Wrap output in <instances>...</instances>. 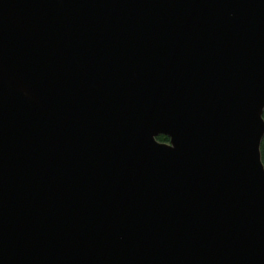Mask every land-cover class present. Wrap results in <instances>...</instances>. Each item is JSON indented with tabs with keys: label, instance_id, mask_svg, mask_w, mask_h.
Here are the masks:
<instances>
[{
	"label": "water",
	"instance_id": "obj_1",
	"mask_svg": "<svg viewBox=\"0 0 264 264\" xmlns=\"http://www.w3.org/2000/svg\"><path fill=\"white\" fill-rule=\"evenodd\" d=\"M263 110L264 0H0V264H264Z\"/></svg>",
	"mask_w": 264,
	"mask_h": 264
},
{
	"label": "trees",
	"instance_id": "obj_2",
	"mask_svg": "<svg viewBox=\"0 0 264 264\" xmlns=\"http://www.w3.org/2000/svg\"><path fill=\"white\" fill-rule=\"evenodd\" d=\"M262 117H263V120H264V110H263ZM157 139L159 141H161V142L167 141V138H165L163 136H159ZM260 155H261V162H262V164L264 166V136H263V139H262L261 145H260Z\"/></svg>",
	"mask_w": 264,
	"mask_h": 264
},
{
	"label": "flooded vegetation",
	"instance_id": "obj_3",
	"mask_svg": "<svg viewBox=\"0 0 264 264\" xmlns=\"http://www.w3.org/2000/svg\"><path fill=\"white\" fill-rule=\"evenodd\" d=\"M166 142V141H165Z\"/></svg>",
	"mask_w": 264,
	"mask_h": 264
}]
</instances>
